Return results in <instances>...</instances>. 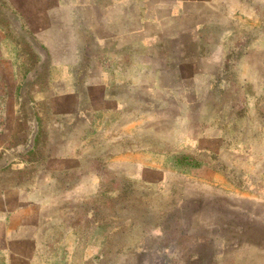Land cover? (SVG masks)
Wrapping results in <instances>:
<instances>
[{
	"label": "crops",
	"instance_id": "obj_1",
	"mask_svg": "<svg viewBox=\"0 0 264 264\" xmlns=\"http://www.w3.org/2000/svg\"><path fill=\"white\" fill-rule=\"evenodd\" d=\"M7 1L8 12L21 15L24 27L36 31L44 44L59 46L55 54L62 61L78 60L83 46L94 44L104 46L109 60L119 55L123 63L102 72L115 78L114 84L105 78L98 82L119 88L117 96H108L104 88L95 101L94 111L105 116V125L122 123L128 93L143 102L140 93L146 88L156 94L145 101L149 123L173 111L169 139L190 142L186 154L216 158L215 164L173 161L165 167L161 151L153 147L135 153L139 182L182 190L179 227L167 242L155 232V239L130 249L121 243L109 264H264V112L256 111L264 107V0ZM128 46L134 47L130 57ZM128 58L134 62L131 70ZM235 71L253 78L242 88L253 94L247 104L252 115L242 120L222 115L225 108L236 109ZM213 92L215 102L209 103ZM73 109L74 121L84 118L81 108ZM84 151L72 148L56 157L58 170L87 172L70 190L58 182L52 189L42 182L0 189V264H78L79 252L82 263L108 264L106 243L101 249L96 241L94 211L88 204L82 218L75 211L79 200L89 201L97 188L93 171L79 159L90 157V148ZM176 175L183 181L175 182ZM68 204L76 205L71 213ZM82 221L86 233L80 232Z\"/></svg>",
	"mask_w": 264,
	"mask_h": 264
},
{
	"label": "rangeland",
	"instance_id": "obj_2",
	"mask_svg": "<svg viewBox=\"0 0 264 264\" xmlns=\"http://www.w3.org/2000/svg\"><path fill=\"white\" fill-rule=\"evenodd\" d=\"M30 4L42 5L45 0H31ZM8 6L7 0H0V189L39 182L52 189L58 182L57 186L70 190L72 184L87 172L78 173L70 168L58 170L55 168L56 157L67 154L72 148L85 150L83 154H88L90 148V157L79 159L93 171L97 188L89 201L79 200L75 211L80 212L81 218L87 204L90 212L94 211L96 241L101 249L106 243L107 263L115 260L113 256L121 243L130 249L140 241L155 239V232L167 242L179 227L176 215L182 190H170L163 183L139 182L134 177V154L153 147L161 151L160 158L165 167L173 161L192 166H199L203 160L215 164L216 158L205 157L199 151L186 154L183 150L191 147L190 142L175 143L169 139L174 126L170 115L173 111H167L166 117H160L161 121L155 119L154 124L149 123L147 118L151 110L145 101L156 99V94L146 88L140 93L143 102L135 94L128 93V109L120 111L122 123L116 121L105 125V116L94 111L95 101L99 100V91L103 92L104 88L108 96L119 95V88L102 87L98 82L104 80V70L123 63L119 55L109 60L104 46L94 44L83 46L78 60L62 61L61 56L55 54L59 46L44 44L36 31L24 27L21 15L8 12ZM84 16L89 13L85 12ZM132 48L127 47L129 57L134 51ZM133 63L130 58L125 62L129 70L133 69ZM233 73L234 85L239 88L235 94L238 102L236 109L225 108L222 115L242 120L252 115L253 110L248 109L247 104L253 94L242 88L253 84L248 81L253 78L244 77L240 71ZM105 79L114 84L115 78ZM216 95L215 92L208 94L209 103L215 102ZM74 107L82 109L84 118L74 121ZM256 111L262 113L264 107ZM195 112L199 114V109ZM215 112L211 105L209 113L214 116ZM118 116L117 112L115 117ZM140 121L138 127L132 126ZM124 123L128 126L124 127ZM196 129H200L199 124ZM172 179L183 181L179 175ZM73 205H69L70 213L76 206ZM80 223L83 225L80 232L86 233L87 224ZM89 227L91 229V225ZM81 257L79 252L78 258L82 261ZM81 261L78 264H87Z\"/></svg>",
	"mask_w": 264,
	"mask_h": 264
}]
</instances>
